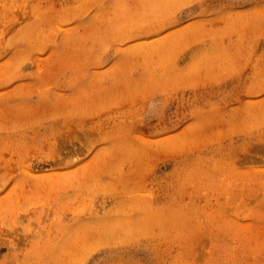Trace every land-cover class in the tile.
Listing matches in <instances>:
<instances>
[{"label": "rangeland", "instance_id": "rangeland-1", "mask_svg": "<svg viewBox=\"0 0 264 264\" xmlns=\"http://www.w3.org/2000/svg\"><path fill=\"white\" fill-rule=\"evenodd\" d=\"M0 264H264V0H0Z\"/></svg>", "mask_w": 264, "mask_h": 264}]
</instances>
